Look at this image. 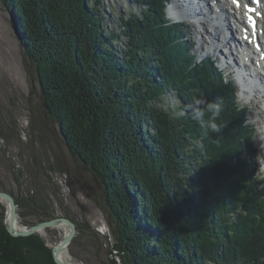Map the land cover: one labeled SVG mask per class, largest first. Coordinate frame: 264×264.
<instances>
[{
	"label": "trees",
	"instance_id": "trees-1",
	"mask_svg": "<svg viewBox=\"0 0 264 264\" xmlns=\"http://www.w3.org/2000/svg\"><path fill=\"white\" fill-rule=\"evenodd\" d=\"M0 1L63 143L102 186L121 264H264L255 125L212 55L198 61L183 21L166 17L171 0H132L139 12H118L116 28L100 0ZM217 100L212 131L195 110ZM40 199L14 197L22 224L57 216ZM0 216V264H55L39 235L13 237Z\"/></svg>",
	"mask_w": 264,
	"mask_h": 264
},
{
	"label": "rangeland",
	"instance_id": "rangeland-1",
	"mask_svg": "<svg viewBox=\"0 0 264 264\" xmlns=\"http://www.w3.org/2000/svg\"><path fill=\"white\" fill-rule=\"evenodd\" d=\"M100 7L104 8L109 19L104 24L111 28H116L113 21L118 12L125 17L139 12L132 0H100ZM202 19L183 21L186 37H191L198 61L212 55L217 60L216 66L228 72L226 76L234 82L237 102L248 107L249 122L255 125L254 144L259 152L257 164L264 176V93L254 92L257 96L254 97L241 92L242 86L240 88L232 74L236 67L225 68L226 61L231 62L230 51L238 59L236 51L234 55V50L224 44V39H212L205 32L207 17ZM17 34L13 15L0 1V131L4 134L0 133V189L23 201L39 192L42 199L38 205H50L56 215H67L76 222L79 232L67 250V258L83 264H110V259L121 264L119 253L113 248L114 238L103 208L102 186L94 173L63 143L58 126L43 105L35 70L25 58ZM162 103L172 111L179 109L178 99L172 93L165 94ZM0 205L5 225L6 207L3 201ZM33 209H24L30 221H35V216L29 214L36 211ZM18 223L27 226L20 222V218ZM63 234L64 230L56 227L46 229L39 236L50 247Z\"/></svg>",
	"mask_w": 264,
	"mask_h": 264
},
{
	"label": "bare ground",
	"instance_id": "bare-ground-1",
	"mask_svg": "<svg viewBox=\"0 0 264 264\" xmlns=\"http://www.w3.org/2000/svg\"><path fill=\"white\" fill-rule=\"evenodd\" d=\"M210 1L211 3L206 0L172 1L167 5L166 12L168 11L170 20L175 22H194L196 19L207 17L205 20L208 28L205 32L209 33L212 39L218 41L224 39V44H227L230 50H234V55L237 45L243 42L245 50L241 48V51H237L238 59L233 57V52L230 51L233 64L226 61L225 68L235 66L244 72L248 76V79H244L247 81L245 85L250 88L247 96L257 97L254 92L261 93L259 87L264 86V0H261L259 6H254L252 0H237L235 4L233 0ZM253 20L257 22L255 30L250 25ZM237 35L241 40H238ZM19 226L21 225L16 223V228ZM60 228L65 232L63 225ZM64 256L67 257L65 254Z\"/></svg>",
	"mask_w": 264,
	"mask_h": 264
},
{
	"label": "water",
	"instance_id": "water-1",
	"mask_svg": "<svg viewBox=\"0 0 264 264\" xmlns=\"http://www.w3.org/2000/svg\"><path fill=\"white\" fill-rule=\"evenodd\" d=\"M167 14L168 11L166 12V17L169 18ZM0 201H3L6 207L5 225L7 232L11 236L27 237L33 234H37L41 236V233L44 232L46 229L61 227L63 225L65 227V232L63 236L57 243L50 245L52 259L54 263L83 264L81 262L72 260L64 256V254L67 255V250L71 245L77 232L76 224L74 223V221H72L70 218L66 216L57 215L53 218L51 217L27 226H19L18 228H16V223H18V216H17V205L15 203L14 197L9 192L0 190ZM115 251L117 252V250Z\"/></svg>",
	"mask_w": 264,
	"mask_h": 264
},
{
	"label": "clouds",
	"instance_id": "clouds-1",
	"mask_svg": "<svg viewBox=\"0 0 264 264\" xmlns=\"http://www.w3.org/2000/svg\"><path fill=\"white\" fill-rule=\"evenodd\" d=\"M222 110V101L217 100L215 103H208L204 109H196L195 117L204 118L208 115L207 126L212 131H218V125L214 122L215 117ZM210 114V115H209Z\"/></svg>",
	"mask_w": 264,
	"mask_h": 264
},
{
	"label": "snow or ice",
	"instance_id": "snow-or-ice-1",
	"mask_svg": "<svg viewBox=\"0 0 264 264\" xmlns=\"http://www.w3.org/2000/svg\"><path fill=\"white\" fill-rule=\"evenodd\" d=\"M233 3H234V4L237 3V0H233Z\"/></svg>",
	"mask_w": 264,
	"mask_h": 264
}]
</instances>
